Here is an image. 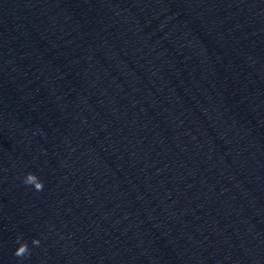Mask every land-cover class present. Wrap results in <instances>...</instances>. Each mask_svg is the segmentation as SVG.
Wrapping results in <instances>:
<instances>
[{
  "label": "water",
  "instance_id": "obj_1",
  "mask_svg": "<svg viewBox=\"0 0 264 264\" xmlns=\"http://www.w3.org/2000/svg\"><path fill=\"white\" fill-rule=\"evenodd\" d=\"M0 264H264V0H0Z\"/></svg>",
  "mask_w": 264,
  "mask_h": 264
}]
</instances>
